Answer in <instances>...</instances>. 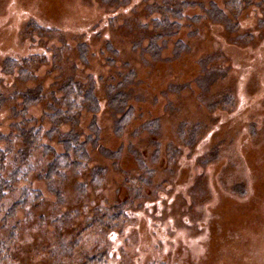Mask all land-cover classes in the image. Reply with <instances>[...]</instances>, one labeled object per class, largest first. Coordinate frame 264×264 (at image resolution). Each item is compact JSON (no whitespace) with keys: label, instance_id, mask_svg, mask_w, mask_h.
<instances>
[{"label":"rangeland","instance_id":"1","mask_svg":"<svg viewBox=\"0 0 264 264\" xmlns=\"http://www.w3.org/2000/svg\"><path fill=\"white\" fill-rule=\"evenodd\" d=\"M188 1L176 33L156 40L163 0H0L4 175L22 127H41L26 178L0 204V264H81L100 254L106 264H264L260 0L237 17L226 0ZM211 4L231 22L209 16ZM69 76L93 81L97 136L88 109L75 126L50 115L66 107ZM29 90L40 97L23 111ZM118 90L125 111L110 102ZM69 130L87 140L89 160L47 180ZM24 188L29 203L9 214Z\"/></svg>","mask_w":264,"mask_h":264},{"label":"trees","instance_id":"2","mask_svg":"<svg viewBox=\"0 0 264 264\" xmlns=\"http://www.w3.org/2000/svg\"><path fill=\"white\" fill-rule=\"evenodd\" d=\"M163 4L161 6L156 5L157 9L160 11L161 16L160 18H154V29L157 30L155 39H160L162 37L172 36L176 33L177 27L179 23L177 22V18L182 16V13L185 8L189 7L191 2L188 0H163ZM250 1L253 0H226L225 4L229 10V12L234 16L237 17L240 11L243 8L242 4H248ZM212 7H215V4H211ZM259 6L263 12L264 18V0H260ZM208 9L207 13L209 16L215 17L216 19H220L227 24L230 23V17H228L222 10H215V8ZM216 14V15H213ZM171 15L174 20H171ZM43 59V57L38 56H31L28 57L27 61L32 62L33 64L35 59ZM10 63L6 67H12L14 62L9 60ZM8 68V70L10 69ZM27 71L30 69H26ZM25 71V70H24ZM22 69V72H24ZM112 104L116 105V108L125 111L124 109L127 106V94L122 91L118 90L117 93L111 94ZM40 93L39 91L32 92L29 90L24 94V108L23 111H26L28 106L34 104L37 99H39ZM66 107L64 110L59 106H54V109L50 113V115L55 118V121H60V123H72L74 126L77 124L79 119V114L84 109H88L92 111L93 118H92V131L97 136L98 130L96 126V113L99 109L98 107V99L95 94L94 84L93 81L89 80L86 84L81 82L75 81L72 76H69L63 82V98L60 100ZM60 102V103H61ZM131 111L125 116H129ZM124 112L123 114H125ZM21 135L23 138V145L22 147L16 151L14 154V165L12 166V170L7 174L4 175L3 171L6 169V152L0 149V204L2 199L5 197L7 191H9L13 184L18 182L21 179L26 178L28 174V167L27 161L28 156L31 154V151L34 148L41 147L40 138H41V127H32L26 128L22 127ZM61 143L63 145V151L61 153H57L54 155L53 160L48 164L45 178L47 180H51L52 178L58 176H62V171L66 169L79 171L83 168L89 160V153L87 148V140L82 139L77 131L69 130L66 134H63L60 137ZM100 171L101 169L98 168L93 171V179L100 178ZM35 193V199H38L41 195L40 193ZM23 196L15 201L11 207L9 208V214H13L17 207L26 206L29 203V194H27V189L24 188ZM33 195V194H32ZM121 206L116 207V211L114 212L113 218L118 220L119 212ZM81 264H106V257L104 255H96L90 258H87Z\"/></svg>","mask_w":264,"mask_h":264}]
</instances>
